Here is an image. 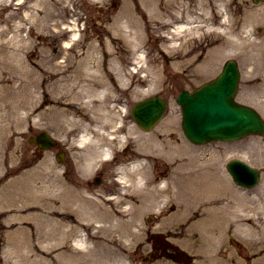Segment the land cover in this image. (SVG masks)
I'll return each instance as SVG.
<instances>
[{"label":"bare ground","instance_id":"1","mask_svg":"<svg viewBox=\"0 0 264 264\" xmlns=\"http://www.w3.org/2000/svg\"><path fill=\"white\" fill-rule=\"evenodd\" d=\"M47 5L46 0H11L2 8L6 13L0 23V166L13 159L7 144L19 142L25 125L37 124L34 116L53 125L60 140L73 149V157L85 150L83 177L97 163L108 161L103 159L114 153L112 143L120 145L130 136L120 134L125 103L119 91H129L132 97L143 94L145 87L153 86L144 79L157 75V69L149 66L139 79L129 81V63L122 58L121 50H128L139 73L147 34L159 39L167 56L192 73L231 54L244 55L247 63L262 58L264 67V32L256 40L251 29L264 26V5L244 15L250 28L238 30L221 0H120L105 37L64 62L50 61L40 42L33 41V33L48 35L42 28L33 29V24L51 16L47 11L42 16L35 13ZM194 8L200 9L197 17L191 15ZM12 18L17 19L16 31L9 32ZM214 22L224 37L206 39ZM67 26L74 35L71 23ZM24 28H28L25 35ZM72 38L62 46L65 55L71 53ZM225 45L230 47L227 51L222 49ZM164 134L162 138L136 134L131 154L114 169L112 182L117 188L95 196L78 190L56 170L50 175L47 167L54 168L53 162L46 156L44 164L19 169L0 187L3 226L15 225L6 231L11 244L4 253L16 256L19 264H97L92 251L99 246L105 250L99 264H113L114 258L127 264L133 244L142 242L143 218L151 213L158 221L155 229L164 230L190 251L191 264H264V206L257 197L234 198L224 185L219 158L192 152L171 128ZM159 162L164 169H150ZM167 208L172 211L167 213ZM111 219L121 231L125 229L123 236L114 233ZM94 226L106 232L89 233ZM85 235L96 237L93 244ZM227 239L243 243L254 258L243 262ZM87 253L90 259L84 256ZM155 264L177 263L162 258Z\"/></svg>","mask_w":264,"mask_h":264},{"label":"rangeland","instance_id":"2","mask_svg":"<svg viewBox=\"0 0 264 264\" xmlns=\"http://www.w3.org/2000/svg\"><path fill=\"white\" fill-rule=\"evenodd\" d=\"M106 1V4L104 5ZM118 0H103L102 2H97L94 0H46L48 3L47 6H43L41 8L35 9V13L39 16H42L45 11L51 13V16L43 23L39 22L33 24V29L37 30V28H42L47 31L48 35H39L38 33H33V41L40 42L39 47H42L46 52L50 55V61H58L64 62L71 59L72 55L85 51L89 47L92 42L98 43L99 39L105 37V32L110 24V19L114 10L119 6ZM221 2L226 3L225 14H231L235 18V28L238 30L249 28L250 25H245L247 21H244V15L250 13L252 10L259 9L264 5V0H259L258 2H254L252 0H221ZM5 1H2L0 5V23L4 19L5 10H2ZM100 5L102 7H100ZM238 5L240 9L238 8ZM200 9L194 8L191 12V15L197 17ZM248 12V13H247ZM224 14V13H223ZM87 16L91 19L92 24L90 25V30L87 32V37L83 38V36L79 35L77 44L69 55H65L62 49V45L66 40L70 39L72 34L70 31H66L69 24V19L73 17ZM200 18V17H199ZM17 19L12 18L9 20L8 30L9 32L16 31V23ZM82 21L79 22L77 26L81 28ZM216 22L210 24L211 30H209L206 35V39L211 37H221L223 34H220L216 31ZM28 24H25L27 26ZM78 29V27H77ZM255 32H263L264 26L263 24L257 25L253 28ZM23 35L26 34V28L22 32ZM262 34V33H261ZM232 36V35H231ZM78 37V35H77ZM224 37V36H223ZM252 37H256L253 36ZM202 38V39H205ZM257 38V37H256ZM259 39V38H258ZM256 39V40H258ZM144 48H143V60L141 61L144 66V70H147L149 66H154L153 69H157V75L155 73H151L149 69V73H151V77L144 79L146 85L152 84L151 88L145 87L144 93L132 97V94L129 91L123 92L119 91L120 98H124L128 106L130 107L132 103L140 98H143L147 95L151 94H161L162 96L168 99V107L164 118L150 131H144L140 129L132 116L127 113L126 116V125L125 129L123 128L120 134L130 135L125 142L122 143V147L118 148L117 151V159L112 163H104L100 167L98 164L90 171L88 176L81 175L80 162L83 159L85 150L83 148L80 149L79 157H73L72 152L73 149L69 150L67 145L64 144L61 140H59L61 134L55 131L53 125H47L45 123L44 118H37L34 116L37 124L25 125L22 130L23 134L19 136V142L17 143H8L7 151L12 156V160L5 163L4 166H0V182L4 183L9 180V178L13 177L18 170L27 169L32 167V165L36 162L43 163L44 157H48L53 164H51L54 168L47 169L50 171V175L53 173V170L59 172V176L61 178H69L68 181L78 190H82L85 193H99L101 191L107 192L111 189L117 188V186L112 182L113 179V170L116 168L117 164L120 162L119 160L123 159V156H129L131 154L130 149L133 148V145L137 144V138H135L136 134H140V136H147L150 134H154L158 138L164 137V132H167L170 128L177 135V139L183 141L186 145L191 148V151L200 152L201 157H210L214 156L219 158L220 165L223 174L225 175L226 180H224L225 187H228L229 190L233 189L234 198L236 196H245L247 198L257 197L256 200L264 206V134L263 135H254V136H246L243 139L232 141V142H218L213 141L207 144L197 145L193 144L187 140L184 136L181 129V114L180 107L175 101V96L181 88L193 89L197 85L203 83L204 81L209 80L214 77L219 71L223 61L228 57L233 56H220L217 60H213L210 63L209 67L206 69H199V72L192 73L184 66H178L175 62V59L170 58L166 54V47L162 45L159 39H155L152 36L145 35L144 40ZM169 44V43H168ZM227 45L222 47V49L228 50ZM221 49V50H222ZM203 47L199 49L201 52ZM62 51V52H61ZM122 58L131 59L132 54L127 50H121ZM34 54V53H33ZM107 58V56H105ZM156 58V61H153V58ZM33 62L35 59L31 57ZM238 60L239 66L241 69V80L239 84V90L237 93V99L241 102L253 105L257 107V109L264 116V67L261 68L263 59L256 57L254 59V63H247L244 55L233 57ZM62 60V61H61ZM129 68V81L139 79V75L131 74V69H134V65H128ZM144 72L143 74H145ZM41 122V123H40ZM125 124V122H124ZM167 124L168 128L165 130L161 127ZM132 127L133 132L128 130V128ZM45 129L50 132L52 135L58 138V146L51 149V151H47L48 153L43 154L40 159L38 151H36V146L28 141V136L32 133H35L38 130ZM75 138V137H74ZM74 138H71L73 141ZM124 141V140H123ZM112 145L117 146V143H112ZM126 145L127 147L123 148ZM3 148V145H0V149ZM57 150H63L64 156L62 162H58L54 156ZM41 156V155H40ZM230 157H240L247 160L249 163L261 169V179L259 183L253 188H241L236 186L229 174L226 171L225 163ZM19 166V167H18ZM100 167V168H99ZM164 165L162 163L152 164L150 169L155 168L156 171H161L164 169ZM101 181L98 184L93 183L91 180L93 176L100 171ZM0 183V184H2ZM227 183V184H226ZM167 213L172 211V208H167ZM264 216V215H263ZM109 221L106 222V224ZM110 222L112 226L116 229L114 233L117 236H123L125 233V229L121 231V228L116 226V223L111 219ZM144 229L142 230L141 243L133 244L132 251L130 253L129 260L133 264H155L159 259H167L177 264H191L194 261V258L191 257L190 251L181 247L177 242L173 241V237L166 233L164 230L155 229L158 221L151 213H147L143 218ZM2 223L0 217V258L3 259L2 262H6L8 264H18L16 261V256H12L10 254H5L4 251L7 248L9 242L8 238L5 237V232L2 230ZM90 232V231H89ZM105 230H98L94 232L97 236L98 234H104ZM160 233L162 238L165 241L170 242L177 249L183 251L182 255L172 256L175 253V249L163 248L162 244L158 241V236L156 235ZM156 235V236H154ZM130 236V235H129ZM96 238V237H95ZM11 243H9L10 245ZM226 244L229 245L234 255L240 258L241 260L251 261L254 257L250 256L249 251L243 245V243L237 242L236 239H227ZM102 248L99 246L92 251L94 259L96 258L97 264H99V260L102 258L103 254ZM2 252V253H1ZM84 256L88 259L91 258L90 253L84 254ZM185 256V258H184ZM187 256V257H186ZM114 258V257H113ZM242 260V261H243ZM115 258L113 260V264H118ZM244 262V261H243Z\"/></svg>","mask_w":264,"mask_h":264},{"label":"water","instance_id":"3","mask_svg":"<svg viewBox=\"0 0 264 264\" xmlns=\"http://www.w3.org/2000/svg\"><path fill=\"white\" fill-rule=\"evenodd\" d=\"M234 89L233 82L232 80L229 81L228 71H226L222 82L208 84L200 89L196 95L194 93L192 96L186 95L183 97L188 134L196 135L194 129H197V120L194 118L192 111L195 106H200L202 102H205L208 114H211L219 105L225 110L224 114L211 115L214 122L221 124L222 129L218 130L217 133L209 131L208 136L234 137V135L237 136V134L239 135V133L246 130L264 129L261 125L256 124L260 120L252 110H244L245 108L242 109L233 104L232 95ZM163 107L164 103L159 100H148L135 106L134 116L143 127L148 128L160 116ZM249 112L251 115H249ZM246 122L250 124L240 130ZM195 138L197 139V137ZM247 179V177L241 176L239 180L247 183L249 182Z\"/></svg>","mask_w":264,"mask_h":264}]
</instances>
